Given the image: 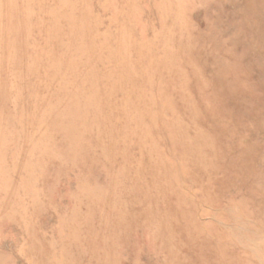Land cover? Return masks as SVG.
I'll use <instances>...</instances> for the list:
<instances>
[{"label":"rangeland","instance_id":"obj_1","mask_svg":"<svg viewBox=\"0 0 264 264\" xmlns=\"http://www.w3.org/2000/svg\"><path fill=\"white\" fill-rule=\"evenodd\" d=\"M0 264H264V0H0Z\"/></svg>","mask_w":264,"mask_h":264}]
</instances>
